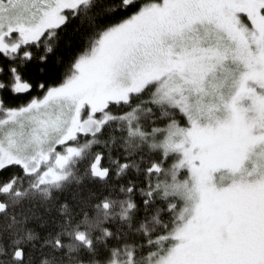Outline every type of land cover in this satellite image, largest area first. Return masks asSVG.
Masks as SVG:
<instances>
[{
  "label": "snow or ice",
  "instance_id": "1",
  "mask_svg": "<svg viewBox=\"0 0 264 264\" xmlns=\"http://www.w3.org/2000/svg\"><path fill=\"white\" fill-rule=\"evenodd\" d=\"M0 264H264V0H0Z\"/></svg>",
  "mask_w": 264,
  "mask_h": 264
},
{
  "label": "trees",
  "instance_id": "2",
  "mask_svg": "<svg viewBox=\"0 0 264 264\" xmlns=\"http://www.w3.org/2000/svg\"><path fill=\"white\" fill-rule=\"evenodd\" d=\"M70 194H71L70 191L68 193H63L61 194V198L63 199L65 196L70 195Z\"/></svg>",
  "mask_w": 264,
  "mask_h": 264
}]
</instances>
